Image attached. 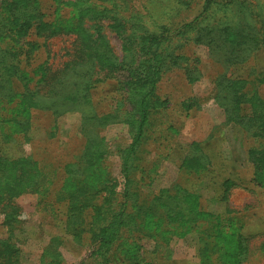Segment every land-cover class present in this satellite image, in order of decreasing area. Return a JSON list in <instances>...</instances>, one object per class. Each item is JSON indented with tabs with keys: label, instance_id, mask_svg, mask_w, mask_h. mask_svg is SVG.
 Segmentation results:
<instances>
[{
	"label": "rangeland",
	"instance_id": "1",
	"mask_svg": "<svg viewBox=\"0 0 264 264\" xmlns=\"http://www.w3.org/2000/svg\"><path fill=\"white\" fill-rule=\"evenodd\" d=\"M131 1L135 5L133 12H137L133 20L148 30L158 29L162 24L175 27L180 21L188 22L203 5V0H185V4L180 0ZM35 3L46 17L50 14L56 21L57 31L50 36L48 26L41 24L46 17H36L34 8L25 1L0 0V8L22 4L17 20H26L30 27L20 37L19 46L34 39L45 42V46H25L31 53L27 57L24 52L19 55V69L11 72L5 62L6 69L2 68L0 73V84H10L9 89H4L10 95L7 102L15 106L11 117L4 123L0 121V179L5 178L8 186L20 187L25 179H34L35 168H29L25 160L31 153L39 159H45L48 152L56 153L62 159L46 198L25 189L11 195L9 204L19 211L13 239L21 249L23 264H38L42 249L55 236L62 237L59 249L65 264H93L87 259L86 240L77 244L65 234L66 203L54 202L53 192L59 186L65 190L72 186L70 164H64L74 161L81 153L87 158L83 180L93 186L107 172L117 190L121 152L131 143L133 128L125 122L97 124L102 119L98 117L106 119L105 116L124 107L123 102H116L119 94L114 80L97 83L88 89L77 108L68 106L55 115L51 110L34 107L30 88L43 86L44 81L39 79L41 70L44 75V70H49V75L71 58L76 47L73 45L72 49L71 45L77 37L92 35L104 48L112 49L113 55L121 53V41L113 28L107 27L106 20L95 31L93 21L83 19L60 0H35ZM54 8L57 11L53 16ZM203 22L216 26L239 23L243 33H258L262 44L243 61L231 63L225 61L228 55L225 43L235 38L233 31L226 42L214 41L210 45L194 42L191 31L177 35L172 41L178 44L182 40L177 38H186L173 53L183 52L190 58L177 59L176 64L160 75L156 92L166 104L151 109L148 115V123L135 146L133 174L139 181L142 179L143 190L150 198L167 189L175 194L173 200L179 198L176 215L166 226L170 229L179 226L183 234L170 238L171 249L166 252L154 251L152 237H143L139 240L143 245L140 252L156 264H205L209 256L210 259L219 256V264H264V129L258 118L259 112H264V78L261 77L264 0L211 2ZM69 26L78 33L69 32ZM259 27L263 31L258 32ZM37 64L40 65L34 70L33 79L19 73L24 65L28 72ZM41 64L44 69H40ZM184 64H188L187 73ZM82 68L84 73L87 67L84 64ZM117 103L121 104L117 106ZM84 119L88 120L85 124ZM81 129H86V137ZM256 173L260 182L253 180ZM180 194H184L183 198ZM142 222L153 228L151 211L146 212ZM205 227L210 228L208 233L216 242L212 249L209 246V256L198 239L200 229ZM6 236V228L0 222V238ZM113 264L120 263L115 260Z\"/></svg>",
	"mask_w": 264,
	"mask_h": 264
},
{
	"label": "trees",
	"instance_id": "2",
	"mask_svg": "<svg viewBox=\"0 0 264 264\" xmlns=\"http://www.w3.org/2000/svg\"><path fill=\"white\" fill-rule=\"evenodd\" d=\"M23 1L28 7L34 8L36 17L37 15L46 17L35 0ZM214 1L222 4L223 1L231 2L232 0H203L201 11L190 21H180L175 27L162 24L158 29L148 30L143 28L136 19L133 20L137 12H133L135 5L131 0H60L61 3L76 10L83 19L93 21L95 31L98 30L99 23L106 20L107 27L113 28L120 38L121 53L113 55L112 49L104 48L97 38H91L92 35L79 38L80 40L77 37L71 45L76 47L74 49V46L72 47L69 60L58 69L52 70L49 75V70H44L45 75L41 70L39 79L44 81L43 86L30 88L34 107L51 110L54 115L67 110L68 106L77 108L89 88L111 79L115 81V91L119 94L116 102H123L124 107L118 110L119 113L114 112L105 116L106 119L98 117L102 119H98L97 124L103 125L106 121L125 122L133 128L134 132L131 143L121 152V171L117 190L114 189L115 185L112 184V178L110 179L107 172L97 178L93 186L83 180V175L86 174L87 158L84 153H81L74 161L64 164H70L69 176L73 180L72 186L69 190L59 186L53 192L54 202L66 203L65 234L73 237L77 244H82L86 240L84 245L88 249L87 259L93 264H113L115 260L120 264H156L142 256L140 250L143 245L139 240L146 236L152 237L153 250L162 252L164 249L166 252L171 249L170 238L183 234L179 226H173L172 229L166 226L169 219H173L176 215L179 198L173 200L172 196L175 194H171L172 192L168 189L150 198L149 194L143 190L142 179L139 181L134 176L135 146L141 137V130L148 123L151 109L157 106L163 107L166 104V100L161 99L156 92L160 75L168 66L176 64L177 59L190 58L183 52L173 53L174 48L186 40V38H177L182 41L173 44L172 41L177 35L184 36L191 31L194 42L203 41L210 45L214 41L225 40L226 42L230 31H233L235 38H230L225 43L228 44V55L225 61L231 63L243 61L249 53L262 44V38L258 33L253 35L243 33L244 28L239 23L225 22L221 26H216L214 23L203 22L208 5ZM180 2L187 3L185 0ZM56 8L52 12L53 16L56 14ZM21 9L22 4L14 8L8 5L0 8V73H3L2 68L6 69L3 65L5 62L11 72H15L12 69H19L18 63L21 60L19 55L24 52L27 57L31 53L25 46L30 44L37 47L45 46V42H38L36 39L22 42L23 47L18 45L20 37L25 35L30 27L26 20H17ZM41 24L48 26L49 36L57 31L56 21L50 14ZM258 29V32L263 31L262 27ZM67 30L78 33L77 29H70V26ZM44 40L46 39L43 38ZM234 49L237 50L235 54L232 53ZM84 64L87 68L83 73L82 65ZM39 65L37 64L28 72L25 71L24 65L19 73L28 74V79L31 80L35 74L34 70L39 68ZM186 65L188 64H184L183 67L187 73ZM109 67L114 69L110 70ZM41 68L44 69L43 65ZM261 77L264 78V72L261 73ZM0 88L3 89L0 92V111L4 112L0 116V121L4 123L11 117L15 106L9 105L7 100L10 95L4 90L9 89L10 84L2 83ZM71 97L76 100H71ZM118 104L121 103H117V106ZM258 118L259 125L264 129L262 110ZM87 121L84 119L83 124ZM81 131L86 137V129ZM48 153L45 159H39L32 153L25 157L26 162L30 164L28 167L35 168L36 176L34 179H25L21 183L22 187L8 186L9 183L5 181V178L0 179V222L7 231V236L0 238V264H23L21 249L13 239L16 223L19 222V211L16 206L9 204V200L12 194H16L15 191L22 189L32 193L37 192L41 199L48 196L50 186L55 183L56 175L61 168L59 161L62 159L56 153ZM97 153L99 154L98 149ZM53 159H57V162L52 161ZM102 164L103 160L99 166ZM258 177L260 176L256 173L253 180L258 181ZM181 192L185 191L181 190ZM183 195L180 194V197L183 198ZM147 211L153 214V228L145 226L142 222ZM208 231H210L209 227L200 229L198 238L200 243L205 245L207 256H209V246L212 249L216 243L213 235ZM61 239V236H55L48 241L40 253L38 264H65L59 249ZM217 254L219 255L218 252ZM209 257L206 258L205 264H219V256L212 259Z\"/></svg>",
	"mask_w": 264,
	"mask_h": 264
}]
</instances>
